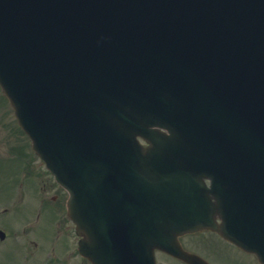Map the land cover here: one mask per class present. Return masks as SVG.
<instances>
[{"label":"water","instance_id":"1","mask_svg":"<svg viewBox=\"0 0 264 264\" xmlns=\"http://www.w3.org/2000/svg\"><path fill=\"white\" fill-rule=\"evenodd\" d=\"M0 83L94 263L202 227L264 262V0H0Z\"/></svg>","mask_w":264,"mask_h":264},{"label":"flooded vegetation","instance_id":"2","mask_svg":"<svg viewBox=\"0 0 264 264\" xmlns=\"http://www.w3.org/2000/svg\"><path fill=\"white\" fill-rule=\"evenodd\" d=\"M54 190H57V186ZM60 193L61 191L56 193L55 196H52V198L57 199ZM30 216L31 213L26 212L21 218L27 221ZM17 221L18 219L13 217L11 219L3 220L2 222L6 227L12 228L16 225ZM50 222L51 230L48 235L50 237H55L56 239L63 236L60 240H57L58 244H54V242L48 244H27L31 242L33 243V239L27 237V231L24 234V242H21V244H16V242L12 241L13 244H5L3 248L0 247L4 261L9 255L16 254L25 259V264H89L88 262L85 263V261H83L84 259L78 253L75 244L76 237L73 234L72 226L64 218V215L57 218H51ZM172 260L176 262L173 264H186L176 258H173ZM1 261L2 260H0V262Z\"/></svg>","mask_w":264,"mask_h":264},{"label":"rangeland","instance_id":"3","mask_svg":"<svg viewBox=\"0 0 264 264\" xmlns=\"http://www.w3.org/2000/svg\"><path fill=\"white\" fill-rule=\"evenodd\" d=\"M0 100H2L1 97H0ZM12 114L13 113H12V109H11L10 105H5L3 108H0V159H5L7 157H10V155H12V154L9 153L10 150L8 148H9V146H12L13 144H16L10 138L11 135H8V132H7V128L10 126V121H9L10 118L15 123V125H14L13 122H12L11 128L12 127L16 128V122L13 119V115ZM2 121H7V126H4L2 124ZM11 128H10V130H11ZM23 138L24 139L21 140V143H23V141H25V142L28 141L26 136H23ZM33 159H34V157H32L30 160L32 161ZM7 163L11 164V163H13V160H10V159L0 160V170H4V169L9 170L10 167L8 166ZM1 177H3V176H1ZM0 191L4 192V189H1ZM24 203L27 204L28 207L31 210H33V209H35L37 200L32 195H29V196L26 197ZM215 239H217V238L215 237ZM181 240L182 241H186L187 243H188V241H190V244H196L195 241L208 240L209 244H216L214 241H210V238H209L207 232H204V231L199 232V233H194V234H191V235H185V236L181 237ZM196 245H205V244H196ZM225 252L227 254L226 257H229L231 255V253L229 252L228 249H226Z\"/></svg>","mask_w":264,"mask_h":264}]
</instances>
